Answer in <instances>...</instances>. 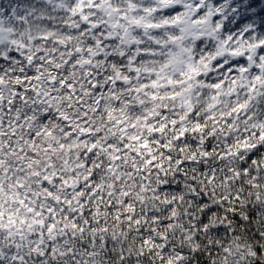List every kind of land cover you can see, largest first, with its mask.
<instances>
[{
  "label": "snow or ice",
  "instance_id": "obj_1",
  "mask_svg": "<svg viewBox=\"0 0 264 264\" xmlns=\"http://www.w3.org/2000/svg\"><path fill=\"white\" fill-rule=\"evenodd\" d=\"M0 264H264V0H0Z\"/></svg>",
  "mask_w": 264,
  "mask_h": 264
}]
</instances>
